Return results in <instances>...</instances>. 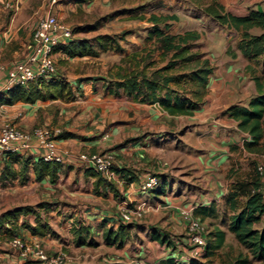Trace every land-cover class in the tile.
Instances as JSON below:
<instances>
[{"label": "crops", "instance_id": "0c3cea01", "mask_svg": "<svg viewBox=\"0 0 264 264\" xmlns=\"http://www.w3.org/2000/svg\"><path fill=\"white\" fill-rule=\"evenodd\" d=\"M70 1H67L68 3L65 7V11L69 10L70 14L66 13L68 11L64 12L70 17L74 16L78 11L92 12L93 9L97 11L96 7L98 5L95 0L85 2ZM218 1L226 11L235 15H245L250 10L264 12V0ZM156 3V10L152 9L148 13L143 12V7L134 9L123 8L117 11L122 17L130 16L133 18L130 22H133L132 24L134 25H136V20L149 23L146 34L139 43L135 42L133 47L121 49L119 42L126 34V31H124L120 35H111L115 37V41H104L105 48L95 40L96 35L93 36L90 38L93 50L83 55L71 56L62 48H54L56 71L58 67L66 70V73L61 75L69 81L68 93L57 98H36L34 101L17 100L11 104H0V126L5 121H11L26 130L31 129L34 125H63L64 131L62 132L69 133V136L66 137L56 136L58 146L69 153L65 154L63 161L60 162L55 178L51 177L50 174H44L39 179L36 177L33 162L41 156V150L37 147L18 152L21 157H30V162L25 171L26 180L21 181L20 174H17L14 178H5L3 180L0 178V184L5 186L2 188L5 193L4 197L8 201H18L13 205H8L0 213L18 205H34L39 202L48 203L47 209L37 207V212L48 223L49 228L45 233H32L28 228L22 226L23 222H27L30 225L36 224V213L29 212L19 214L16 221L12 224L5 222L7 227L16 225L17 233L13 237H20L31 244L38 243L46 252H55L60 249L66 250V247L70 251L76 248H86L93 244L97 245L98 242L100 243L101 239L96 243L92 239V234H102V227L105 225L109 226L110 222L116 218L113 215V204H116L117 209L123 205L122 208L124 210L130 211L140 206L141 215L131 221H125L120 216L123 226L126 225L128 228L124 230L125 238L121 246L112 249L114 244L106 242L105 231H103L104 241L107 245L109 244V250L112 252L122 250L118 254L123 257L115 261L120 262V264L122 262L124 264H138V262L146 264L143 261L155 264L161 259H166L170 250H174L176 259H173L170 264L187 262L189 260L184 259L183 255L187 252L189 245L184 236L181 239V244L169 246L170 244H166L168 242H162L159 238H152L151 235V238L143 242L142 246L135 241H133L134 244L132 245L129 241L131 249H133L134 245H138V250H134L132 256L141 260H130V263H126L125 260L128 259V236L126 230L132 228L129 224H133L135 221L151 222L150 217L149 220L146 219V212L152 216L150 211H155L156 218H159V226L170 228L171 224L170 226L168 224L172 220L175 221V215L179 213L180 205L184 204L183 198L187 196L178 192L183 180L182 176H188L191 169L194 172H192L193 175L191 176L197 178L200 184L206 187L202 191L195 190L193 192L199 194L197 199L199 207L196 208V211L203 212L205 216L203 217V214L201 216L204 219L206 214H210L212 217L215 211V208H213V205H216L215 202H221V209L224 211L223 196L227 192L230 181L234 178V176L227 175L229 183L224 186L220 183V177L230 167L233 168L236 159L242 160L239 155L246 156L249 162L253 161L254 163L264 157V153L245 150L243 143L250 139V135L247 131L240 129L236 124V120L227 112L229 106H245L251 96L264 91V77H261L263 70L260 58L251 59L245 57L236 48L237 31L220 25L206 15L202 7L193 0H156ZM63 5L65 6V3H57L55 9L61 10L59 6ZM151 13L177 15V19L169 20L172 24L171 32L184 33L186 31H194L197 33V37L190 42L194 43L196 49L209 58L212 71L207 77L203 100L195 109L170 113L157 101L142 102L134 100L126 93L123 87H118L116 90L114 80L118 79L117 73H127L134 69L135 65L130 70H126L119 63L115 64L111 68V71H114L113 76L108 80H104L103 77L99 79L100 77L90 75L79 78L75 83L70 80L75 74L70 72L67 67L71 66L72 63L82 64L91 59L101 58L99 50L101 52L115 51L116 49L123 50L127 53L126 56L130 60L132 56L138 57L144 51L152 50V58L155 63L148 68V72L155 67L165 65L171 58V53L162 55L156 46L158 41L155 38L146 39L153 24L147 18ZM63 16L64 14L61 15V18ZM61 18L59 19L63 21ZM32 31L33 29L29 33V44L28 46L26 45L28 50ZM79 31H73V35L69 40L84 38L75 36L76 32ZM250 31L257 32L258 29L252 28ZM60 45L62 44L59 43L55 47ZM58 54L61 56L60 61L56 59ZM132 61L133 63L135 62V60ZM177 72H181V70L170 71V73ZM86 74L89 73L83 75ZM5 75L6 70L0 69V83L5 78ZM99 94L107 98L102 108V110H108L107 113L111 111L108 103L118 99L117 117L115 118L113 113L110 115L111 119L120 121L119 129L123 133L120 138L124 139L117 150L116 166L119 169H125L130 172L128 177L121 174L119 180H109L102 177L93 168L82 164L77 157L80 152H95L97 151V146L99 147L96 139L92 140L90 138L92 126L96 120L94 118L95 114L91 112L89 114L86 109L87 105L89 107L90 99ZM80 95L87 98L85 102L77 100ZM73 106L75 107L74 110H72ZM176 119H180L184 126V146L181 148L180 153L175 152L174 143H170L166 136L169 130H172ZM132 123L135 124L132 126ZM159 129H163V132H159ZM128 139H131V141ZM106 144L108 145V142ZM3 166L4 157L3 152L0 150V171ZM14 167L16 169L20 168L17 163L14 164ZM162 172L170 174L172 178L161 181L160 186L153 190H143L141 188L142 180L148 175L155 174L160 177ZM130 176H133V178H130ZM19 188L21 189L18 190ZM159 189L161 190L158 191ZM156 196H162L164 201H159ZM154 197L157 200L152 199ZM176 197L178 199L174 200L173 198ZM50 203L53 205H50ZM225 212L228 215L231 214L229 210H225ZM143 213L144 216L142 217ZM193 213H195L194 210ZM180 217L182 218V215ZM263 217L264 213L260 218ZM104 220L105 222H103ZM228 221L229 217L227 218V223ZM178 223H180L179 230L183 229L185 231L183 218L182 220L179 219ZM224 225L225 227H222L220 223L216 227L224 230L226 235L228 231L227 224ZM79 228H82L81 232H79ZM0 236L10 240L13 238L1 227ZM12 248L10 249L12 252L10 259L13 263L32 264L30 257L21 256L17 247L13 246ZM203 252L204 249L201 251L200 256L203 255ZM3 254L6 255L7 253ZM65 264L68 263L66 262Z\"/></svg>", "mask_w": 264, "mask_h": 264}, {"label": "trees", "instance_id": "16d2710c", "mask_svg": "<svg viewBox=\"0 0 264 264\" xmlns=\"http://www.w3.org/2000/svg\"><path fill=\"white\" fill-rule=\"evenodd\" d=\"M85 2L89 0H74ZM195 3L202 7L203 12L217 21L220 25L237 31L238 39L236 48L247 58L258 59L262 62L264 69V12L250 10L245 15H235L226 11L218 0H204ZM144 17V15H142ZM153 22L151 30L146 37L147 40L155 38L157 48L162 55L171 53V58L165 65L155 67L148 72V68L154 65L152 50L144 51L138 57L132 56L135 60V68L125 73H117L114 80L116 90L123 87L126 93L134 100L142 102H158L170 113H179L195 109L203 100L206 91V82L212 65L209 58L196 49V45L190 41L197 37L194 31L184 33H172L170 19H177L175 14H155L147 16ZM97 23H90L82 27H73V31L80 29L90 30L96 28ZM257 28V32L250 31ZM95 40L106 47L104 41H115V37L107 34H97ZM91 40L85 38H74L66 44L54 47L62 48L69 55H83L92 51ZM154 50V48H153ZM181 70V72L170 73L171 70ZM69 81L56 72L48 78H37L26 85L15 84L6 91H0V104H11L17 100L34 101L36 98H57L68 93ZM114 90L115 92H117ZM228 114L236 120L237 126L249 133L250 139L244 141L243 147L246 151L264 153V91L251 96L247 104L231 105L227 108ZM69 136L67 132H61L57 137ZM4 166L0 171V178H14L20 174V180L27 179L26 168L30 162V157H21L18 152L4 150ZM19 164L16 169L14 164ZM249 169L242 176H235L229 183L227 192L223 196V208L229 210V221L227 229L233 234L235 239L244 245L252 256L264 260V224L260 227H253L264 213V197L259 191V186L264 182V176H260L256 163L249 162ZM60 162L55 160H45L43 157L33 162L36 177L39 179L44 174L56 177L57 168ZM118 172L125 177L130 174L125 169L117 168ZM230 167L227 175L232 171ZM133 178V176H130ZM159 189L158 191H160ZM37 207L47 209V202H39L34 205L24 204L7 209L0 213V227L9 236L16 235L15 226H5V222L14 223L21 213H36V224L30 225L23 222L22 226L28 228L32 233L43 234L49 228L48 223L42 219ZM126 226V225H125ZM127 228V226H126ZM82 228H79L81 232ZM124 226L117 229L109 228L105 231V240L109 244H123L125 233ZM152 238H159L162 242H167L166 236L159 232H152ZM204 254L210 255L211 248H219L224 243L225 232L219 227H214L207 231ZM168 260L173 261L171 257ZM242 261L245 259H241ZM237 263V262H236ZM235 263V264H236Z\"/></svg>", "mask_w": 264, "mask_h": 264}, {"label": "rangeland", "instance_id": "374dc122", "mask_svg": "<svg viewBox=\"0 0 264 264\" xmlns=\"http://www.w3.org/2000/svg\"><path fill=\"white\" fill-rule=\"evenodd\" d=\"M67 1L71 2L70 0H0V69H7L10 65H12L17 60L22 59L27 51L28 47L26 48V45L29 44V33L32 29H34L36 23L38 20L53 12L55 13L59 18H61V15L64 14V16L61 18L64 22L68 23L72 28L73 27H82L84 25L90 24V23H97L96 28L91 30H83L80 29L79 32H76L75 36L77 37H84L85 39H90L93 36L97 35L98 33H107L110 35H120L121 32L126 31L124 38L119 42L121 49H126L127 47H133L136 43H139L141 41V38L146 34L147 25L149 23L147 21H140L136 20V25L132 24L133 22H130L131 18L129 17H122L120 16L117 11L120 9H129V8H138L143 7V12L148 13L149 11H152V9L156 10V0H95L97 2V11L94 9L92 12H85V11H78L75 13L74 16L70 17L66 15V13L70 14L69 10L65 11ZM204 0H198V2H203ZM65 3V6H59L61 7V10L55 9V5L57 3ZM63 12V13H62ZM66 12V13H64ZM128 23V25H127ZM132 24V25H130ZM120 38V37H119ZM98 49V48H96ZM127 53H125L123 50L116 49L108 50V51H102L99 50V56L101 58L99 59H91L88 61H85L84 63L80 64H71V66H68L67 69L74 73L75 75L70 78L74 83L78 81V79L84 76H96L103 77L104 80H108L110 77L113 76L114 71H111V68L115 64H120L124 67L126 70H130L131 67L134 65L133 61L130 60L127 56ZM60 54L56 55V59L60 61ZM263 72L261 74V77H264V69L262 68ZM60 74H65L66 70L61 69L58 67L57 70ZM85 73H89L86 75H83ZM101 81V80H100ZM87 98L83 97L82 95L77 97L78 101L85 102ZM107 101V98L103 97L101 94L94 96L90 99L89 107L87 105V111L90 114L94 113V118L96 119L93 126L92 131L90 134V138L92 140L96 139L97 143H99V147L97 146V151L95 152H109L112 154L115 164L117 160V150L119 148V144L124 141L123 138H120V136L123 135L121 132L122 130L119 129V123L117 119H111L110 115L113 113L114 117H117L118 114V99L114 100L113 102L108 103L111 111L107 113V111L102 110L104 107V103ZM79 104V102H77ZM74 106L73 109L74 110ZM114 110V111H112ZM132 112V111H131ZM135 123H132V126ZM53 128L59 129L58 133H61L64 131L63 125L60 126H53L48 125ZM171 129V128H170ZM121 130V131H120ZM159 132H163V129H159ZM183 134H184V126L180 119H176L174 121V125L172 127V130H169L167 133V140L171 143H174V147L176 149V153H180L181 148L183 145ZM113 135V136H112ZM123 140V141H122ZM131 141V139H128ZM133 140V139H132ZM108 142V145L106 144ZM116 149V150H115ZM242 160H235V165L233 166V170L230 171V175L233 177L235 176H242L249 168V160L246 159V156L239 155ZM261 164L264 166V157L256 161V165ZM191 169V168H190ZM190 173L188 176H182V182L180 184L179 191L180 194L184 193L187 196H184L183 198V205H180L179 213L175 215V221L172 220L171 223L168 225L170 228H164L160 227L159 225V218H156L155 211L152 212V216L147 214L146 212V219L149 220V217L151 218V222H133L129 224L132 228L130 230H126V234L128 236V259H126V263H130V260L134 261H140L139 259H136V257L132 256V253L134 250H138V245L142 246L143 242H146L151 238L152 232H159L160 235L166 236V240L170 244L169 246H177L178 244H181L182 237L185 236V231L179 230L180 229V223L179 219L182 220L181 212L185 208L193 207V210L195 211L194 215L198 218H200L203 221V224L206 226V229L212 230V228L222 224V227H225L224 224H227V218L229 215L222 211L221 202H215L216 205H213V208H215L214 214L211 217L210 214H206L205 219L203 218L205 214L203 212H197L196 208L199 207V201L197 200L199 198L198 193H193L195 190L202 191L203 188H206L202 184H200V181L197 180V178H193V170H189ZM188 171V172H189ZM152 172V171H151ZM193 172V173H192ZM229 172L226 171L221 177H220V183L221 185H226L229 183L227 181V174ZM159 176V175H158ZM160 180H167V178L171 179L172 176L168 173H163L160 175ZM20 185V184H19ZM5 187L3 184H0V211H2L5 207L8 205H13L17 203L18 201L14 200H7L4 197V192L2 188ZM19 188L18 190H20ZM23 189V188H22ZM158 192L157 190H155ZM154 191V192H155ZM192 193L190 195V193ZM195 195V196H193ZM19 197V196H18ZM159 201H164L162 196L157 197ZM152 199H155L152 198ZM174 200H177L178 198H173ZM194 199V200H193ZM157 200V199H155ZM185 200V201H184ZM50 205H53L50 203ZM123 207V205H122ZM118 208L116 204L112 205L113 215L116 217L114 218L109 226H103L102 228V234L101 233H94L92 234V239L96 241V243L101 239V242L97 243V245L93 244L86 248H76L73 251H70L68 247L65 249H60L55 252H63L67 256V263L68 264H120V262H117L118 258H121L123 256H120L118 252L122 251H110L108 248L107 243L104 241V235L103 231H106L109 228L117 229L120 225H123V222L121 221V211L124 210V208ZM224 210V209H223ZM180 214V216H179ZM203 214V217L201 216ZM154 215V216H153ZM144 216V213L142 214V217ZM105 222V220L103 221ZM264 223V217L260 218L258 221H256L253 224V227H260ZM144 226H143V225ZM147 225V226H145ZM102 226V223H101ZM168 226V227H169ZM175 227V228H174ZM124 228L126 229V226L124 225ZM124 229V230H125ZM128 229V228H127ZM170 229V230H169ZM177 229V230H176ZM174 231H177L174 233ZM181 231V232H179ZM125 233V232H124ZM225 235V242L219 247V248H211L212 253L210 255H205L203 253L202 256H199L198 258L189 259L187 262H178L176 264H264V260H260L254 256H252V253L241 243H239L232 233L226 232ZM132 245L134 244L133 241L138 243L137 246H133V249L130 248V243ZM104 245V246H102ZM118 245L114 244V247L112 249H115ZM13 246L10 245V239L0 236V264H18L13 263L11 258V250ZM144 247V246H143ZM47 254H53L55 252H46ZM3 253H7L6 255ZM20 253V252H19ZM177 254V253H176ZM103 256H105L103 258ZM119 256V257H117ZM147 257V256H146ZM150 259V258H149ZM245 259V260H241ZM146 264H151L152 262ZM121 264H124L123 262ZM155 264H170V260L168 258L161 259L157 261Z\"/></svg>", "mask_w": 264, "mask_h": 264}, {"label": "built area", "instance_id": "2783aa9c", "mask_svg": "<svg viewBox=\"0 0 264 264\" xmlns=\"http://www.w3.org/2000/svg\"><path fill=\"white\" fill-rule=\"evenodd\" d=\"M73 35V29L61 21L53 12L41 17L36 23L32 33L30 47L26 55L14 62L6 69V75L0 83V91H6L15 84L26 85L37 78H48L56 74L54 47L66 43ZM59 129L34 125L26 130L18 127L11 121H5L0 126V150L15 152L27 151L37 147L45 160L62 162L65 154L69 152L56 143ZM79 161L87 167L96 170L102 177L109 180H119L120 172L117 170L114 158L109 152H80L77 154ZM260 176H264V166L256 165ZM160 177L155 174L148 175L142 180L140 186L143 190H153L160 186ZM259 191L264 196V182L259 186ZM141 215V207L137 206L132 211L122 210L121 217L131 221ZM185 223V239L189 247L183 255L186 260L200 256L206 244V226L203 221L193 213V207L185 208L181 212ZM10 244L17 247L21 256L32 260V264H65L67 256L63 252L47 254L36 244H31L20 237H13ZM167 257L176 259L174 250H170ZM138 264H143L138 262Z\"/></svg>", "mask_w": 264, "mask_h": 264}]
</instances>
